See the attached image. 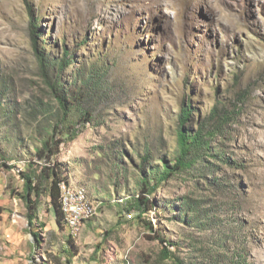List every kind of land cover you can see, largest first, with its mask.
<instances>
[{"label": "rangeland", "instance_id": "obj_1", "mask_svg": "<svg viewBox=\"0 0 264 264\" xmlns=\"http://www.w3.org/2000/svg\"><path fill=\"white\" fill-rule=\"evenodd\" d=\"M38 14V48L56 59L63 48L71 53L61 78L65 87L90 65L104 85L83 102L92 120L78 108L70 111L79 137L63 140L57 155L68 167V182L83 187L87 200L91 193L101 202L98 212L85 226L59 227L44 194L37 198L35 237L24 216L28 208L13 192L23 189L18 169L38 159L30 134L35 132L40 143V133L57 123L59 112L31 38L30 22ZM0 89L17 107L8 162L14 167L0 169V213L7 212L0 219L13 218L20 234L19 249L12 250L3 237L9 228L3 226L2 264H18V259L20 264H264V0H0ZM247 90L248 99L242 96ZM39 99L50 106L49 113L35 105ZM186 103L196 110V120L208 117L215 105L232 109L226 139L212 141L230 164L215 173L206 170L203 179L201 167L177 173L151 194L159 207L147 218L172 242L167 246L172 257L163 260L165 244L146 237L150 230L136 214L116 225L118 201L140 192L136 181L146 153L155 165L162 157L171 163ZM208 162L217 169L214 158ZM215 176L226 188L214 187ZM184 196L201 210L193 225L180 221ZM226 201L234 209L227 211ZM107 229L113 232L104 239ZM69 231L72 244L66 241ZM69 247L70 263L64 251Z\"/></svg>", "mask_w": 264, "mask_h": 264}, {"label": "trees", "instance_id": "obj_2", "mask_svg": "<svg viewBox=\"0 0 264 264\" xmlns=\"http://www.w3.org/2000/svg\"><path fill=\"white\" fill-rule=\"evenodd\" d=\"M40 18L41 15L38 14L36 19L30 22L31 38L34 41L33 47L36 52L40 75L43 80H45L48 89H51L53 97L58 101L59 112L56 116L57 123L53 125L51 129L47 130L46 134L40 133V135H42L40 143H35V132L30 134L29 139L34 140L31 142V144H33L31 146L36 156L34 154L33 156L38 159L37 161L33 159L26 160V167L24 169H18V176H20V179L23 181V189L20 192H13L14 195L16 194L24 201L25 206L28 208V212H26L24 216L27 220L29 233L35 237H38V233L33 231L32 228L35 221L38 219L37 208H39L41 203V200H37V198H40L44 194H47L50 200L57 226L65 228L64 224L69 225L65 217V212L62 211L60 205V199L62 197L60 184L62 182L67 185L71 184L68 182V167L57 158L60 151L59 146L63 140H67L68 138L70 140H75L79 137V131L74 132L73 129L75 122L69 118L70 111L78 108L79 111L87 116L85 119L86 121L92 120V111L82 109L84 107L83 102H87L88 98L92 94L98 93L96 90H99V87L104 85L101 78L96 75L94 66L90 65L87 68L79 69L75 79L71 80L72 82L68 84L67 88L65 87L64 81L61 78L66 63L71 62V53H69L66 48H63V56L56 59L52 54H47L45 50L38 48L36 41L39 42L42 36L40 28L37 25ZM250 93L251 91L247 90L242 96L248 99ZM3 94V90L0 89V169L3 167H14L8 162L13 158L10 157L11 155L9 154L12 151V142L16 139V136L13 134L10 136V132L15 130L17 118L16 105L10 102L6 96L3 97ZM34 103L41 112L45 111L49 113L51 111L49 110L50 106L45 104L42 99ZM195 112L196 110L190 103L182 105L178 120L177 147L170 156L171 163H168L166 158L162 157L159 159L161 165H155L152 161H149L151 157L150 153H146V155L142 157V164L141 167H139V179L136 181L137 188H139L140 192L129 194L125 196L126 198L121 197L122 201H118V220L116 225H122L123 221L129 222L133 220L136 214V219L150 230V234L146 237L150 240H157L165 244L161 250V257L163 260L172 257L167 247L171 245L172 242L162 235L160 226L154 227L153 221L147 218V215L152 209H157L156 207H159L158 200L151 199V194L162 181L177 173L184 174L191 169L200 172L201 167L204 173H199L198 178L203 179L206 175V170L209 173L211 171V173H215L220 170L222 165L230 164V160L223 152V148L217 144L212 145V141L214 138L226 139L224 129L228 122L234 118L232 109L225 111L219 109V107L215 105L209 116L200 120H196ZM36 114L38 113L36 112ZM36 114L33 115L34 117L32 116L33 121L37 118ZM192 115H194V117H192ZM61 124L65 126L64 130L59 127ZM4 128H6V131ZM36 129H38V127ZM56 132L60 136V139L54 141V138L57 136L54 134ZM19 144H22V142H18V145ZM30 154L32 155V153ZM19 157L20 155H18V158ZM208 158L215 159L217 163L213 164L217 169L212 170L210 168ZM43 160L44 163L40 164ZM211 182L217 190H223L227 186V183L223 181L220 176H215ZM118 192L119 191L116 189V193ZM89 197V199L97 205L96 210L93 211L95 212V214L93 213L95 216L101 202L94 197V194L92 195L89 193ZM124 199H127L125 203ZM180 200L182 201V205L180 206V221L192 225L195 224L200 217L201 210L195 206L194 199L190 196L181 197ZM167 206L173 208V206L169 204H167L166 207ZM222 206L227 211L234 209V204L229 201L223 203ZM128 214H131L130 217ZM91 216L81 218V223L84 222L83 226L93 220L94 216ZM214 224H217V222ZM69 230H72L70 225ZM112 232V230L107 229L104 233V239L112 234ZM73 238L75 237H73V234L69 231V235L66 239L67 243L72 244ZM173 245L178 246L177 243H173L172 246ZM100 246L101 243H98L97 248L99 249ZM70 247L64 249V251L69 254L67 259L69 263L71 262L70 256L72 255ZM177 264L184 263L182 261H177Z\"/></svg>", "mask_w": 264, "mask_h": 264}, {"label": "bare ground", "instance_id": "obj_3", "mask_svg": "<svg viewBox=\"0 0 264 264\" xmlns=\"http://www.w3.org/2000/svg\"><path fill=\"white\" fill-rule=\"evenodd\" d=\"M73 185L74 184L67 185L64 182H62L60 184L61 196H62L60 199V203H61L60 205H61L62 211L65 212V217L67 218L71 228H72V226H71L72 221H76V213H69L67 196L71 195V197L75 201L78 202L79 211H82L80 214H78V220L76 221V227L72 228V230L76 229L81 224V218L82 217H89L94 213L93 211L96 210V207L94 206L93 202L90 199L87 200V198H86L87 192L85 193L86 190L83 189V187L81 188V187H76ZM93 207H95L94 210H92Z\"/></svg>", "mask_w": 264, "mask_h": 264}, {"label": "crops", "instance_id": "obj_4", "mask_svg": "<svg viewBox=\"0 0 264 264\" xmlns=\"http://www.w3.org/2000/svg\"><path fill=\"white\" fill-rule=\"evenodd\" d=\"M5 214L7 215V212H5V211H3V212H1L0 213V216H5ZM1 221H2V223H1ZM6 221V222H5ZM9 221V222H8ZM16 221H14L13 220V218L11 219V220H7V219H3V220H1L0 219V231L2 230V229H4V227L5 228H9L8 229V232L5 230L4 232H6L7 233V235H5V236H3V237H6V238H8L9 239V242L11 243V244H13L14 246L12 247V250H17L18 251V249H19V240L18 239H20L19 237H20V234L18 235V233H19V231H18V226L17 225H15L14 223H15ZM4 226V227H3ZM1 233V232H0ZM16 234V235H15ZM15 235V237L14 238H12L13 236ZM12 238V239H11ZM0 248H2V247H0ZM20 249H24L23 247H20ZM22 254H24L23 253V251L21 252ZM1 258V257H0ZM2 259H0V264H2ZM13 263H15V261L13 260ZM16 263H18V264H20V259H18V261H16ZM5 264H6V262H5Z\"/></svg>", "mask_w": 264, "mask_h": 264}, {"label": "built area", "instance_id": "obj_5", "mask_svg": "<svg viewBox=\"0 0 264 264\" xmlns=\"http://www.w3.org/2000/svg\"><path fill=\"white\" fill-rule=\"evenodd\" d=\"M67 202H68V211L69 213H76V221L78 220V214H80L82 211H79V204L77 201H75L71 195L67 196ZM76 221H72V228L76 227Z\"/></svg>", "mask_w": 264, "mask_h": 264}, {"label": "clouds", "instance_id": "obj_6", "mask_svg": "<svg viewBox=\"0 0 264 264\" xmlns=\"http://www.w3.org/2000/svg\"><path fill=\"white\" fill-rule=\"evenodd\" d=\"M131 215V214H130Z\"/></svg>", "mask_w": 264, "mask_h": 264}]
</instances>
